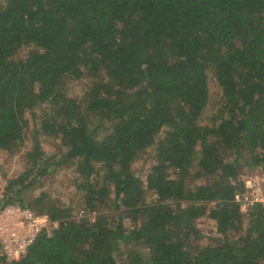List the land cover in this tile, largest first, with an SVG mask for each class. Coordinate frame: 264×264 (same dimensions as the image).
I'll list each match as a JSON object with an SVG mask.
<instances>
[{
    "label": "trees",
    "instance_id": "1",
    "mask_svg": "<svg viewBox=\"0 0 264 264\" xmlns=\"http://www.w3.org/2000/svg\"><path fill=\"white\" fill-rule=\"evenodd\" d=\"M0 151V209L60 223L0 264H264V0H0ZM67 166L79 205L34 194Z\"/></svg>",
    "mask_w": 264,
    "mask_h": 264
},
{
    "label": "built area",
    "instance_id": "2",
    "mask_svg": "<svg viewBox=\"0 0 264 264\" xmlns=\"http://www.w3.org/2000/svg\"><path fill=\"white\" fill-rule=\"evenodd\" d=\"M244 188L235 195L242 211L254 206L264 207V171L241 176ZM81 214H84L81 212ZM60 223L48 215L37 214L19 204H8L0 209V247L9 262L19 260L43 234L52 237Z\"/></svg>",
    "mask_w": 264,
    "mask_h": 264
},
{
    "label": "rangeland",
    "instance_id": "3",
    "mask_svg": "<svg viewBox=\"0 0 264 264\" xmlns=\"http://www.w3.org/2000/svg\"><path fill=\"white\" fill-rule=\"evenodd\" d=\"M210 95L211 99L215 100L218 99L220 96V91L217 85V82L211 78L210 81ZM83 89V84L81 81H78L76 84L72 85L69 89V93L72 94L73 92L78 96L79 93ZM81 95V94H80ZM44 149L47 153H55L56 149L53 143L46 142L44 144ZM153 161L148 160V162L142 163L139 162L134 166V171L138 176L141 178H145L146 171L150 168ZM25 168V162L23 160V153L12 156L5 152L0 151V202L4 198V190L7 184V177H12L17 175L18 173L22 172ZM58 177L56 178L55 183L52 185L51 182H46L45 187L43 189L35 190L34 194L38 196L42 190H45L49 193H52L56 198H60L63 200V203L70 204L71 201H74L76 205L81 203L80 195L76 194L75 190L68 189V185L72 181L75 176V171L72 167H65L63 171H58ZM154 199L153 194L149 193L148 200L152 201ZM1 205V203H0ZM75 206V205H74ZM84 214L77 215V217L83 216ZM84 217V216H83ZM126 223L130 224V220L126 218ZM198 228L202 229L206 233L211 231V225H209L206 221H200L198 223ZM1 253V252H0Z\"/></svg>",
    "mask_w": 264,
    "mask_h": 264
}]
</instances>
